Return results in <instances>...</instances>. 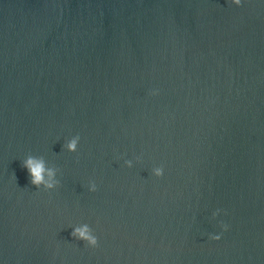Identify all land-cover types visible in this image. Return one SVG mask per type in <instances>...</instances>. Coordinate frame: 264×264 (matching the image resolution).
Returning <instances> with one entry per match:
<instances>
[{"label":"water","instance_id":"1","mask_svg":"<svg viewBox=\"0 0 264 264\" xmlns=\"http://www.w3.org/2000/svg\"><path fill=\"white\" fill-rule=\"evenodd\" d=\"M0 264H264V0H0Z\"/></svg>","mask_w":264,"mask_h":264},{"label":"clouds","instance_id":"2","mask_svg":"<svg viewBox=\"0 0 264 264\" xmlns=\"http://www.w3.org/2000/svg\"><path fill=\"white\" fill-rule=\"evenodd\" d=\"M232 2L237 6L242 5V0H232ZM79 142L80 137L77 135L72 138L65 147L71 152H76L78 150ZM126 164L128 167H132L131 160L126 161ZM22 166L28 170L31 177V183L35 185L37 189L43 187L45 190H53L59 186L60 181L56 179L57 169L49 168L42 157H34L30 155L25 161H23ZM153 172L155 176L162 177L164 169L163 167H157ZM90 190L93 192L97 190L95 182L91 183ZM214 215H218V213ZM222 227L225 230L228 228L226 224H222ZM72 236L77 240L86 242L91 247L98 246V238L94 235L93 230L87 224L77 226L73 230ZM211 238L218 240L220 239V236H212Z\"/></svg>","mask_w":264,"mask_h":264}]
</instances>
